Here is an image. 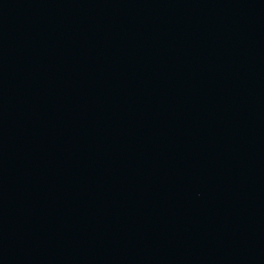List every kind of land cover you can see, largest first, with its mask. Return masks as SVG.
Wrapping results in <instances>:
<instances>
[{
    "label": "water",
    "instance_id": "1",
    "mask_svg": "<svg viewBox=\"0 0 264 264\" xmlns=\"http://www.w3.org/2000/svg\"><path fill=\"white\" fill-rule=\"evenodd\" d=\"M0 264H264V0H0Z\"/></svg>",
    "mask_w": 264,
    "mask_h": 264
}]
</instances>
